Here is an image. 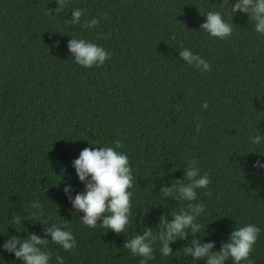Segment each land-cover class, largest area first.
Masks as SVG:
<instances>
[{
  "label": "trees",
  "instance_id": "16d2710c",
  "mask_svg": "<svg viewBox=\"0 0 264 264\" xmlns=\"http://www.w3.org/2000/svg\"><path fill=\"white\" fill-rule=\"evenodd\" d=\"M74 7L83 9L81 21L96 16L99 23L72 25ZM227 7L226 0H64L53 14L55 0H0V244L10 235H43L44 223H56L72 231L76 246L66 252L49 241L52 264L57 253L64 264H139L123 241L147 226L158 230L161 216L171 219L185 206L160 189L186 182L183 168L195 158L209 177L207 188L197 189L208 233L198 239L218 249L237 224L255 223L261 232L250 256L264 264V171L252 168L264 160L255 152L264 153V142H249L250 135L264 136V36L239 11L224 39L199 29L204 12ZM70 36L111 55L99 67L77 65L66 47ZM183 47L210 70L185 64ZM114 140L133 172L131 223L123 234L85 226L62 191L65 184L69 196L83 189L71 163L82 148ZM34 199L43 208L39 220L31 217ZM188 239L171 242L168 257L155 242L147 264H195L181 254ZM0 264L22 262L0 249Z\"/></svg>",
  "mask_w": 264,
  "mask_h": 264
},
{
  "label": "clouds",
  "instance_id": "9594fccd",
  "mask_svg": "<svg viewBox=\"0 0 264 264\" xmlns=\"http://www.w3.org/2000/svg\"><path fill=\"white\" fill-rule=\"evenodd\" d=\"M56 8L53 14L60 11L64 0H55ZM228 7L221 10H208L203 13L204 20L199 26L210 37L224 39L232 34V16L237 12L247 15L252 21V29L259 36H264V0H226ZM83 9L74 7L71 9L70 23L79 24L81 27H92L99 23L96 16L86 21H81ZM106 16L107 13H102ZM230 17V22L225 19ZM66 47L72 60L83 67H99L111 53L101 45L87 40L70 36L66 41ZM183 62L201 72L209 71L210 64L191 48L183 47L178 50ZM208 101H201V108H207ZM196 131L200 124L194 125ZM249 142L259 145L264 142V136L260 133L249 136ZM90 144V143H89ZM93 145V144H91ZM99 145V144H96ZM114 145V146H112ZM112 145H99V147H84L71 161L76 178L83 182V189L69 196L71 184H65L62 191L68 196L71 207L75 212H82L80 221L88 228L97 225L116 234H123L131 223L130 189L133 185V172L126 152L117 150L121 146L119 140L112 141ZM264 154L260 151H255ZM252 168L264 171V160L257 158L252 162ZM186 182L177 179L175 184L161 186L163 196H171L178 201L187 202L184 207L169 214L171 219L161 216L158 230L153 231V226L144 227L139 233L131 235L123 241L122 247L133 256L140 257L139 264H147L154 255V243L158 242V251L161 256L168 257L173 253L171 242L186 236L188 242L181 248L182 256L190 255L191 261L197 264L202 260L203 264H255L250 256L253 246L261 232L259 225L255 223L237 224L228 233L226 240L220 243L218 249H214L215 241L198 239V234L206 236L205 225L200 222L204 214L205 204L197 201V189H206L209 183L207 173L201 174L195 166V158L187 161L183 168ZM60 179V178H59ZM34 211L31 217L36 220L43 215V208L38 199L31 202ZM22 218L13 215L12 223L19 224ZM46 224L43 235L27 232V237L10 235L0 244V249L9 252L22 264H52L53 253L47 249L49 241L58 245L64 251H71L76 246L72 231L56 223ZM22 229V228H21ZM17 229V230H21ZM201 229L204 234H201ZM214 231V229L212 230ZM4 232H0L3 235ZM64 257L55 254V264H64Z\"/></svg>",
  "mask_w": 264,
  "mask_h": 264
}]
</instances>
